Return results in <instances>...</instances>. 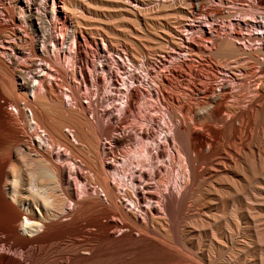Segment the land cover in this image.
I'll return each instance as SVG.
<instances>
[{
    "label": "bare ground",
    "instance_id": "1",
    "mask_svg": "<svg viewBox=\"0 0 264 264\" xmlns=\"http://www.w3.org/2000/svg\"><path fill=\"white\" fill-rule=\"evenodd\" d=\"M108 1L125 7L131 0ZM259 1L262 10L250 6L246 12L240 7L230 12L218 5L229 0H132L134 13L143 10L137 4L148 5L150 12L173 16V24L164 34H150L140 22L132 27V39H122L93 37L83 27L82 0H0V17L3 13L10 20H0V234L28 260L0 252V264L229 262L227 249L243 247L247 231L248 163L258 166L257 173L263 171L264 0ZM215 16L245 20L254 28L243 34L231 22L212 25ZM197 26L201 38L195 36L192 43L188 31ZM250 36L260 42H247ZM243 38L248 40L239 42ZM79 39L126 58L125 76L112 83L114 93L126 91L137 70L146 92L134 89L122 96L123 113L149 122L145 96L155 98L165 108L162 125L170 133V150L152 153L146 129L135 139L112 135L115 125L102 119L100 102L92 97L108 83L93 71L110 74L117 69L115 61H110L112 69L103 70L102 55L92 69L83 70L78 63L86 52L76 51ZM202 57L213 63L202 68ZM166 58L186 59L189 75L201 77L207 69L234 76L238 89L228 83L194 87L185 71L158 78L145 68ZM246 79L255 82L252 96ZM80 82L93 87L91 96L80 92ZM184 85L191 88L188 94ZM124 144L125 160L119 164L109 151ZM131 152L147 162L167 157L170 164L163 165L155 191L135 176L124 179ZM75 165L87 174L74 172ZM80 179L92 189L79 185ZM153 199L160 203L152 205ZM111 216L119 221L108 220ZM120 223L130 229L118 233ZM89 227L94 228L89 238L67 241ZM254 231L258 243V225Z\"/></svg>",
    "mask_w": 264,
    "mask_h": 264
},
{
    "label": "rangeland",
    "instance_id": "2",
    "mask_svg": "<svg viewBox=\"0 0 264 264\" xmlns=\"http://www.w3.org/2000/svg\"><path fill=\"white\" fill-rule=\"evenodd\" d=\"M82 3H83L82 8L84 9L83 27L87 29L91 33V35L95 38L96 37L100 38V36L107 34L108 36H111L114 38H122V39L131 38L132 39V36L135 35L134 32L132 31V27H135L140 22L145 23L147 27V31L150 34H164L166 33L167 24H173V16L161 14V13H155L156 11L154 10L150 12L151 10L150 11L147 10L148 5L137 4V7L141 10L143 8V10L140 12V14L134 13L132 11V7H134L135 5H133L134 3H132V0L129 2V5L125 7H121L117 3L111 2L108 0H82ZM215 4L216 3L210 4L209 6L214 7ZM218 5L221 8L222 7L230 8L229 9L230 12H238L240 8H243V10L246 12L248 11V9L249 10L253 9L251 7H255L257 10H262L261 7L263 6L259 0H229V3L227 4H223V5L218 4ZM142 12H146V13H142ZM4 15L5 14L3 13L1 14L0 20L1 21L3 20V22L1 23H5V22L7 24L10 23L9 18ZM243 19H246V18L244 17ZM243 21L238 20L237 22L233 23V20H231L230 18L215 16L214 22L212 21L210 22V24L220 25V26L225 27L226 25L228 26L229 23L231 22L234 24L233 26L235 30L239 29L241 30L243 34L246 31L248 32L252 31L254 28V25L250 22H247V21L243 22ZM205 24H206L205 22L198 23L199 26H202ZM196 30H198V26L188 31V34H189L188 41L190 40V42L194 43L195 36H200L201 38V35L199 33H196ZM250 38H252L253 40L247 41L248 39L243 38V40H240L239 42L245 43V40L250 43L260 42L258 40H255L252 36H250ZM88 40L89 39H86V41H84L82 39H79L78 45L80 46H77L76 48V51L84 50L83 52H86L85 60L84 58H82V60L80 59L78 63V65L81 66L83 70L92 69L91 65L97 63L101 58L105 60L104 62L105 65L102 68L103 70L105 69L109 71L110 69H112L110 61L111 62L115 61V65L117 68L116 71L112 69L110 74L107 73L105 76H103L102 74L104 73V71L102 72V70L100 69H96L95 71H93L94 76L96 77L102 76L105 78V82L108 83L106 85L107 87H104L102 91L100 90L98 92L99 95L97 94L92 97L93 99L98 98V101L100 102L98 103L97 110L100 111L101 115H103L102 119L105 120L106 123L115 125V130L112 132V135L121 136V135L127 134V135H130L131 138L133 136V138L135 139V137L136 138L139 137V133H141V130L146 129L150 132V135L152 138L150 141L151 143H153V148H151L152 153H155L157 150L163 149V148L164 150H170L172 146L170 133L167 130V128L164 125H162V117H163L162 115L165 114L164 113L165 108H163L164 106L163 105L160 106V103L157 100H155V98L148 97L145 93L146 95L145 97L149 101L148 105L149 107H151V109L147 110V113H148L147 117L150 118L149 122L133 121L131 116H129V113L128 114L123 113V110H125L124 106L127 104L121 103V100H124V98L122 99V96H127L134 89H137L141 93H143L147 87H144L141 83H139V79H142V78L141 77L139 78V76L136 74L137 70H134L135 72L133 76L129 79L132 83L130 84V86H128V88H126V91L118 92V93H114V91H111L113 86H115V85H112V83L113 82L119 83L118 78L125 76L124 73L126 71L127 60L126 58L120 57L114 52H110V51L102 52L99 43L95 45L93 42H91L90 40L88 41ZM102 55H104V57H101ZM111 55L113 56V58H111V60L107 59V56H111ZM24 60H26L25 65L28 66L29 62L27 61V59H24ZM184 60L186 59L166 58L165 61L155 59L149 62L148 64H146L145 68L147 67L149 69L148 71H151L152 72L151 74L154 76L157 75L158 78L162 76H168V77L173 78L175 77L174 76L175 72L179 73V71H183V72L185 71L186 73V74L184 73L186 75L185 78L189 82H191V85H193L194 87H199V85H203V84H204L203 86H206V85L215 86L218 83H228L232 86L233 91H236L238 89L237 80L235 79L234 76H231L228 74L226 75L217 74L216 75L213 72H210V70L206 69V73L205 74L203 73L201 77L194 76L193 74L189 75L188 72L184 69L185 67L183 66L185 64L183 62ZM204 62L207 63V65ZM211 63H213L211 59H208L207 57H202L201 59L202 68L208 67V65L209 64L211 65ZM143 81L145 80L143 79ZM246 82L248 83V90L250 91L249 93H247V95L252 96L253 94L252 90L254 89L255 82L250 81V79H246ZM79 87H80V92L84 91L89 96H91L90 91L91 89H93V87L91 86L89 87V85H85L82 82L79 83ZM152 87L154 86H151L150 88ZM182 87L184 90H186L185 92L186 94L189 93L188 91H191L190 87H186L185 85ZM152 90H155V89L153 88ZM151 100H152V103H151ZM183 101L186 102V100H183ZM157 102H158V105H156ZM120 103H121L120 105L121 107L119 106ZM152 104H155V105H152ZM125 115L127 117H125ZM122 117L123 118L125 117L124 119L125 121L123 123H120V119ZM130 128H132V130H130ZM163 134L166 135L165 136L166 138H163L160 140L159 135H163ZM130 143L132 144V141H130L128 144L126 143L127 147ZM125 147L126 145L124 144L123 146H120L119 148L115 150L109 151V153L111 152L110 154L113 153L112 155L116 157V159L118 160L117 162L119 164H121V160H125L122 154V151L125 149ZM129 155H131L130 160H129L130 162L128 161L126 165V169H125L126 176L124 179L128 181L127 180L128 178H132V176H135L136 179L142 180V182L148 185L147 189L155 191L157 180L160 178V175L163 174V165L166 168L170 164L167 157H161L158 159L156 158L154 160L153 159L150 160L152 162L150 161L147 162L145 160H142L141 157L137 156L133 152H131ZM69 163L70 162H67V164ZM146 163H148V165ZM166 163H167V166H166ZM259 163L262 166L263 171H261L260 173H257L258 166H256L252 162H249L247 172H246L247 181H248V190H247L248 192L246 196V213H247L248 218L246 220V230L247 231H245L244 237H243L244 246L239 248L236 244H234L232 247L228 248L225 255L229 257V262L228 263L218 262V264H264V152L261 154ZM177 164L178 163L175 162L174 165L177 166ZM137 169H140L144 172L133 173V171H136ZM74 172L81 173V174H87V170L84 169L82 165L81 166L77 165L74 168ZM141 173L146 174V176L142 177L144 174L140 175ZM78 184L85 185V188L87 189L92 187L90 184L87 183L85 179H80ZM253 186L258 187L259 189L254 191ZM169 189L170 188L168 186L167 190L169 191ZM162 196L163 195H161V197ZM157 202L160 203L158 199H153L151 201L152 205H158ZM138 214L140 216H144L145 213L143 210L141 211L139 210ZM111 218L112 219L114 218L113 221H119V218L117 216H114V217L111 216L108 220H110ZM256 225H258V230H259V242L258 243H256V238L254 235L255 234L254 229ZM92 229L91 227L85 228L83 233H81L78 237L77 236L72 237L71 239L68 238V240L66 238L64 239V241L66 240L67 241H70V240L80 241L82 239V236H83L82 240L89 238L91 233L94 231L93 227ZM129 229L130 227L127 224L120 223V227L117 230L119 231L118 233H120V232L128 231ZM134 233L137 234L136 232ZM1 235L2 234H0V239H1L0 240V252L15 255V256H20V258L22 259V262L26 263L28 260L27 258L22 256V251L10 249L7 246V243L5 242L3 235L2 236Z\"/></svg>",
    "mask_w": 264,
    "mask_h": 264
},
{
    "label": "trees",
    "instance_id": "3",
    "mask_svg": "<svg viewBox=\"0 0 264 264\" xmlns=\"http://www.w3.org/2000/svg\"><path fill=\"white\" fill-rule=\"evenodd\" d=\"M130 130H132V128H130ZM135 132V131H134Z\"/></svg>",
    "mask_w": 264,
    "mask_h": 264
}]
</instances>
